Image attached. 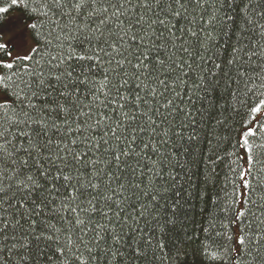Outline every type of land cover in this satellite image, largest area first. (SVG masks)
I'll list each match as a JSON object with an SVG mask.
<instances>
[{"label":"snow or ice","instance_id":"1","mask_svg":"<svg viewBox=\"0 0 264 264\" xmlns=\"http://www.w3.org/2000/svg\"><path fill=\"white\" fill-rule=\"evenodd\" d=\"M200 233L264 264V0H0V264H185Z\"/></svg>","mask_w":264,"mask_h":264},{"label":"trees","instance_id":"2","mask_svg":"<svg viewBox=\"0 0 264 264\" xmlns=\"http://www.w3.org/2000/svg\"><path fill=\"white\" fill-rule=\"evenodd\" d=\"M177 103H179V101H177ZM217 172H218V176H217L216 184L214 186L209 185V187H208L209 197H213V198L216 196L223 197L225 195V192L230 194L231 190H232V181L235 179L234 176L227 173V169H226L225 165H223V164L220 165V167L217 169ZM226 176L228 177L227 182L225 181ZM237 199H239V197H237ZM202 241L206 242L208 244H212L214 241V237H209L205 241V234L200 233L198 235V238L194 239L188 248L189 256L186 259L185 264H201V260H200L199 256L193 255V250L197 249ZM166 264H167V262H166Z\"/></svg>","mask_w":264,"mask_h":264}]
</instances>
